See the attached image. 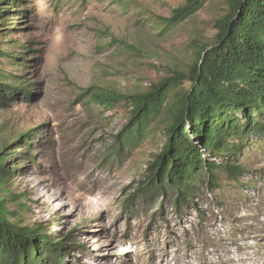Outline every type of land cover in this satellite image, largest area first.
<instances>
[{"label":"rangeland","instance_id":"rangeland-1","mask_svg":"<svg viewBox=\"0 0 264 264\" xmlns=\"http://www.w3.org/2000/svg\"><path fill=\"white\" fill-rule=\"evenodd\" d=\"M137 1L25 0L0 23V50L25 58V66L6 59L0 66L34 83L30 99L0 108V143L34 129L35 161L21 143L8 147L9 166L19 168L0 191L11 217L70 238L62 259L47 264H264V135L250 138L237 157L243 175L219 171L213 188L205 178L180 211L159 195L129 197L161 148V121L140 147L118 157L108 150L126 118L123 102L103 110L84 91L149 89L187 66L194 43L211 40L228 10V0H210L160 33L151 18L169 16L183 0Z\"/></svg>","mask_w":264,"mask_h":264},{"label":"trees","instance_id":"trees-1","mask_svg":"<svg viewBox=\"0 0 264 264\" xmlns=\"http://www.w3.org/2000/svg\"><path fill=\"white\" fill-rule=\"evenodd\" d=\"M115 1L122 5L138 3ZM208 1L183 0L169 16L151 18L152 24L164 33L196 14ZM24 2L0 0V23L12 16L10 7ZM17 12L21 16L25 10ZM214 27L211 40L194 43V59L187 66L172 68L145 91H107L96 86L84 91V98L103 110L123 102L126 118L112 136L108 150L118 157L125 158L140 147L153 124L161 121V148L145 165L131 200L139 195H159L166 203L170 199L180 211L194 203L205 178L213 188L219 171L232 179L243 175L246 170L237 157L250 138L264 135V0H228V10L215 20ZM7 43L18 45L13 40ZM19 47L29 49L26 44ZM21 53L0 50V62L6 59L11 66H25ZM33 84L24 73L13 74L0 66V108L10 99H22L21 95L30 99ZM33 131L30 128L18 133L14 142L0 143V191L6 190L19 169L9 166L13 150L9 145L21 143L24 156L35 161L29 154ZM13 214L0 193V264H47L50 258L62 259L68 236L60 238L59 231L48 234L47 224L40 222L22 225L12 219ZM198 215L201 222L204 215Z\"/></svg>","mask_w":264,"mask_h":264},{"label":"built area","instance_id":"built-area-1","mask_svg":"<svg viewBox=\"0 0 264 264\" xmlns=\"http://www.w3.org/2000/svg\"><path fill=\"white\" fill-rule=\"evenodd\" d=\"M146 83V82H145Z\"/></svg>","mask_w":264,"mask_h":264}]
</instances>
